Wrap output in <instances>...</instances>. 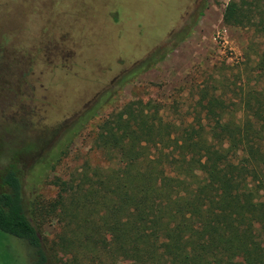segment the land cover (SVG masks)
Instances as JSON below:
<instances>
[{
	"label": "trees",
	"instance_id": "obj_1",
	"mask_svg": "<svg viewBox=\"0 0 264 264\" xmlns=\"http://www.w3.org/2000/svg\"><path fill=\"white\" fill-rule=\"evenodd\" d=\"M195 22L188 16L41 143L6 150L0 142V235L22 239L32 264H264V0H228L221 11L224 25L252 28L262 44L252 67L259 84L228 101L238 115L205 89L185 124L150 100H128L99 119L92 140L112 166L83 162L49 179L73 140ZM35 149L26 167L20 156ZM47 184L52 198L39 192ZM52 220L57 232L46 246L39 231Z\"/></svg>",
	"mask_w": 264,
	"mask_h": 264
},
{
	"label": "rangeland",
	"instance_id": "obj_2",
	"mask_svg": "<svg viewBox=\"0 0 264 264\" xmlns=\"http://www.w3.org/2000/svg\"><path fill=\"white\" fill-rule=\"evenodd\" d=\"M228 0H0V142L4 149L41 143L47 131L76 112L96 91L133 61L159 46L188 16V36L161 61L126 84L113 102L70 145L49 179L67 177L83 162L112 166L92 147L96 124L128 100H150L165 119L185 124L198 110L200 89L235 105L239 88L254 86V52L261 38L249 27L226 26ZM186 17V18H185ZM48 140V139H47ZM48 143V142H47ZM24 151L26 167L40 153ZM53 185L39 186L44 198ZM57 232L42 225L43 243ZM59 256V254H58ZM32 250L19 238L0 235V264H32Z\"/></svg>",
	"mask_w": 264,
	"mask_h": 264
}]
</instances>
